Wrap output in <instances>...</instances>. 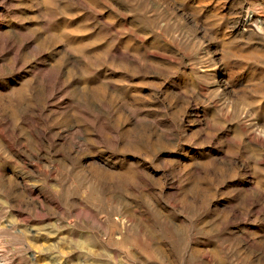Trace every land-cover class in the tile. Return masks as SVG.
Masks as SVG:
<instances>
[{
  "label": "rangeland",
  "instance_id": "1",
  "mask_svg": "<svg viewBox=\"0 0 264 264\" xmlns=\"http://www.w3.org/2000/svg\"><path fill=\"white\" fill-rule=\"evenodd\" d=\"M0 264H264V0H0Z\"/></svg>",
  "mask_w": 264,
  "mask_h": 264
},
{
  "label": "bare ground",
  "instance_id": "2",
  "mask_svg": "<svg viewBox=\"0 0 264 264\" xmlns=\"http://www.w3.org/2000/svg\"><path fill=\"white\" fill-rule=\"evenodd\" d=\"M246 23V22H245ZM246 25V24H245Z\"/></svg>",
  "mask_w": 264,
  "mask_h": 264
}]
</instances>
